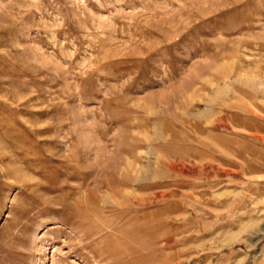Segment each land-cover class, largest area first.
Here are the masks:
<instances>
[{
  "label": "rangeland",
  "instance_id": "1",
  "mask_svg": "<svg viewBox=\"0 0 264 264\" xmlns=\"http://www.w3.org/2000/svg\"><path fill=\"white\" fill-rule=\"evenodd\" d=\"M0 264H264V0H0Z\"/></svg>",
  "mask_w": 264,
  "mask_h": 264
}]
</instances>
